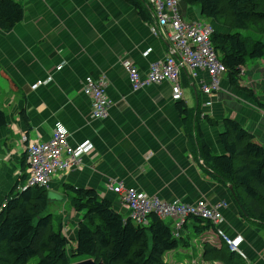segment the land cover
<instances>
[{
    "label": "crops",
    "instance_id": "1",
    "mask_svg": "<svg viewBox=\"0 0 264 264\" xmlns=\"http://www.w3.org/2000/svg\"><path fill=\"white\" fill-rule=\"evenodd\" d=\"M12 1L23 17L13 29H0V108L6 117L0 129V208L17 184L26 183L21 138L46 142L60 125L69 148L90 145L73 168L52 177L47 189L54 198L48 210L63 215L62 231L71 241L76 240L82 213L73 211L63 187L94 190L126 218L119 196L110 190L114 182H121L124 188L167 202L226 204L220 211L222 221L209 230L201 231L187 220L176 231L173 221L164 222L187 241V249L201 242L223 245L217 230L230 238L239 235L244 263L264 264V227L242 217L232 188L201 152L204 143L212 156L224 154L219 140L223 119L238 122L264 147V111L248 93L232 86L226 73L210 99L199 90L203 74L191 80L185 70L177 102L171 100L167 82L131 91L122 62L131 61L145 74L150 64L168 54L169 45L150 33L155 21L149 7L144 20L124 0ZM177 11L183 19L198 20L193 7L182 1ZM87 77L105 78L110 106L102 121L91 118V102L81 92ZM238 84L264 103V61L246 64ZM208 100L211 106L204 107ZM179 103L188 110L185 124Z\"/></svg>",
    "mask_w": 264,
    "mask_h": 264
},
{
    "label": "trees",
    "instance_id": "2",
    "mask_svg": "<svg viewBox=\"0 0 264 264\" xmlns=\"http://www.w3.org/2000/svg\"><path fill=\"white\" fill-rule=\"evenodd\" d=\"M124 1L142 19H147L146 0ZM181 1L200 7L201 17L214 28L211 42L227 70L229 83L247 92L256 107L264 111V103L238 84L247 60L264 61V42L242 36V32L249 30L264 32V0ZM22 17L17 3L0 0L1 30L13 29ZM178 110L183 123H187L188 110L183 103H179ZM5 124L6 117L0 108V129ZM221 124L224 131L219 134V140L225 152L212 156L203 143L204 161H209L216 174L232 188L231 195L242 217L264 227V147L238 122L223 119ZM22 187L17 184L0 209V264H28L33 258L38 259V264H73L86 259L96 264H169L166 254L177 250L183 242L170 225L155 216L149 217L146 226L135 225L94 190L65 185L63 190L71 196L73 211L83 215L76 226L75 246L69 247L61 222L56 231L53 228L48 191L37 187L20 190ZM190 220L201 231L215 228L199 218ZM223 246L229 258L224 264H245L243 258ZM204 253L223 257L222 250L207 248Z\"/></svg>",
    "mask_w": 264,
    "mask_h": 264
},
{
    "label": "built area",
    "instance_id": "3",
    "mask_svg": "<svg viewBox=\"0 0 264 264\" xmlns=\"http://www.w3.org/2000/svg\"><path fill=\"white\" fill-rule=\"evenodd\" d=\"M180 1L146 0L155 21L149 29L150 33L169 45L166 57L150 64L145 74H141L129 60H124L122 67L127 73L131 91L137 92L148 86L167 82L171 84V100L174 102L181 99L182 71H187L191 80L201 73L204 77L199 80V90L203 96L211 99L220 90L221 77L227 73L211 42L214 28L211 23L183 19L177 11ZM104 79L87 77L81 87V92L91 102V118L101 121L107 117L110 106ZM36 85H41V82ZM210 106L211 100H208L204 107ZM21 142L25 145L28 178L20 190L33 187L49 189L51 179L57 172L73 168L90 149L87 143L69 148L67 132L60 125L54 126L52 135L46 142H30L24 136ZM110 190L119 196L127 212L125 219L138 226H146L149 217L155 216L163 221H173L176 231L192 217L205 220L216 227L222 221L220 211L226 207L224 203L210 205L203 201L194 204L167 202L137 189L124 188L121 182H114ZM3 206L4 203L0 209ZM216 235L225 243L229 252L244 258L239 250L243 242L241 236L230 238L219 230Z\"/></svg>",
    "mask_w": 264,
    "mask_h": 264
},
{
    "label": "rangeland",
    "instance_id": "4",
    "mask_svg": "<svg viewBox=\"0 0 264 264\" xmlns=\"http://www.w3.org/2000/svg\"><path fill=\"white\" fill-rule=\"evenodd\" d=\"M189 7H193L194 12H195L198 20L204 21L206 23H210L201 17L200 7L198 5H193V6H189ZM186 20L188 21V19H186ZM216 29H219V28L216 27ZM242 36L249 38L253 42H256V41L264 42V32H256V31L249 30L246 32H242ZM249 62H251V61L247 60L246 64H248ZM242 71H243V69H242ZM192 204H194V203H192ZM67 208L68 207H66V210H67ZM48 211H50V209ZM50 214L52 215L53 228L56 231L60 225V222L62 221L63 215L53 214L51 211H50ZM64 217H67L65 213H64ZM82 218H83V215H82ZM64 236L67 237V239L70 241L69 247H74L75 242L71 241L69 234L66 232V234H64ZM207 248L216 249L218 251L222 250L223 257H221L215 253H212L211 255L210 254L205 255L204 252ZM240 248H241V245L239 247V250H240V252H242ZM69 250H70V248L68 249V253H69ZM180 255H182V257ZM228 259H229L228 255L224 251V246L221 243L218 245V247H215V245H212V243H208V242L202 243L201 242L199 245L197 244V246L190 248V249H187V241H185V240H183V242L181 243V245L179 246V248L177 250H175L173 253L166 255V257H165V260L169 264H224V260H228ZM236 259H238V258H236ZM234 262H237V261H234ZM28 264H38V259L33 258L29 261Z\"/></svg>",
    "mask_w": 264,
    "mask_h": 264
},
{
    "label": "water",
    "instance_id": "5",
    "mask_svg": "<svg viewBox=\"0 0 264 264\" xmlns=\"http://www.w3.org/2000/svg\"><path fill=\"white\" fill-rule=\"evenodd\" d=\"M229 189H230V187H229ZM47 196H48L49 200L54 199L52 194L49 193V192H48ZM73 264H96V263L92 259H86V260H83V261H80V262H76V263H73ZM99 264H101V263H99Z\"/></svg>",
    "mask_w": 264,
    "mask_h": 264
}]
</instances>
